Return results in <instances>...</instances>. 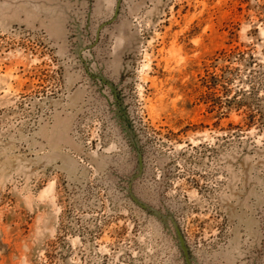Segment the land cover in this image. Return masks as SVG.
I'll list each match as a JSON object with an SVG mask.
<instances>
[{
	"label": "rangeland",
	"instance_id": "1",
	"mask_svg": "<svg viewBox=\"0 0 264 264\" xmlns=\"http://www.w3.org/2000/svg\"><path fill=\"white\" fill-rule=\"evenodd\" d=\"M0 0V264H264V0ZM108 23L95 42L100 25Z\"/></svg>",
	"mask_w": 264,
	"mask_h": 264
},
{
	"label": "water",
	"instance_id": "2",
	"mask_svg": "<svg viewBox=\"0 0 264 264\" xmlns=\"http://www.w3.org/2000/svg\"><path fill=\"white\" fill-rule=\"evenodd\" d=\"M122 0H117L115 9H114V15L110 22H113L116 20V18L119 15L120 5ZM115 117L120 121V126L122 127V131L131 147V149L136 153L137 156V167L135 174L128 179L129 187H127L126 192L128 198L140 209H142L144 212H146L148 215L152 216L156 220H158L165 229L168 231L172 230L175 235V239L177 242V247L182 255L184 264H197L195 258L192 256L191 251L177 225L176 220L174 219L173 214H171L168 211H165L164 213L161 212L158 209H155L148 205L147 203L140 200L138 197H136L131 189V182L132 179L141 174L143 169L142 164V151L141 146L138 140V136L136 132L134 131V128L131 124L129 116L125 113V110L123 106L121 105V102L118 101V105L115 112Z\"/></svg>",
	"mask_w": 264,
	"mask_h": 264
},
{
	"label": "flooded vegetation",
	"instance_id": "3",
	"mask_svg": "<svg viewBox=\"0 0 264 264\" xmlns=\"http://www.w3.org/2000/svg\"><path fill=\"white\" fill-rule=\"evenodd\" d=\"M111 23V22H110ZM109 25L108 23H104L102 25H100V27L97 29L96 31V39H95V42L99 39V34L101 32V30L105 27ZM89 76H91V78L94 79V81L96 82H99L102 86H105L107 87L113 94H114V97L116 98L115 100V104H118V101H120V98H119V95L118 93L116 92V87L114 85V83L108 79H106L100 71H98L96 74L94 75H91L89 73Z\"/></svg>",
	"mask_w": 264,
	"mask_h": 264
}]
</instances>
